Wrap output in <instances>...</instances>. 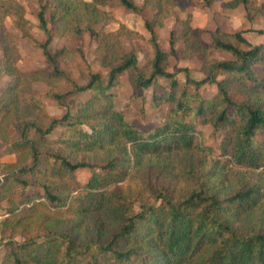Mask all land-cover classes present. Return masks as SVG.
Instances as JSON below:
<instances>
[{
    "label": "trees",
    "instance_id": "16d2710c",
    "mask_svg": "<svg viewBox=\"0 0 264 264\" xmlns=\"http://www.w3.org/2000/svg\"><path fill=\"white\" fill-rule=\"evenodd\" d=\"M109 1L113 0H37V27L45 39L34 44L43 52L48 69L21 71L17 49L3 46L0 79L8 81L0 90V142L17 151V160L0 166L2 232L8 230V236L13 235L14 227L24 221L18 215L19 207L31 205L30 210H34L39 204L32 202L43 198L53 208L73 207L80 217L93 214L96 239L79 241L70 231L58 234L50 229L22 243L4 239L0 264H264V225L253 223L264 198V176L254 184L221 192L208 184L218 175L216 162L202 177L195 176L196 170L189 171L190 183L184 194L173 195L158 188L149 198H132L109 190L146 157L197 148V125L211 126L218 144L211 151L225 162L245 171H264V45H251L243 31L220 28L212 33L211 44H206L203 31L191 27L187 15L185 28L170 32L165 51L155 29L175 16V9L184 11L192 0H143L141 6L135 0H117L125 10L143 19L150 35L153 58L140 65L135 52L125 51L119 43L127 29L110 33L99 29L103 25L100 22L109 19L97 7ZM216 1L203 3L210 6ZM239 5L249 23L264 18V6L257 0L222 3L230 9ZM16 26L23 38L31 39L27 32L30 22L19 17ZM84 32L97 41L95 58L108 68L107 79L89 73L84 85L70 81L71 90L61 93L54 81L69 79L58 68L60 52H51L49 46L56 36ZM257 32L264 35V30ZM179 42L182 48L176 50ZM216 52H225L230 58L217 59ZM196 55L201 56L204 77L194 81L187 75L185 83L193 85L195 93H187L186 87L178 92L176 74L181 71H167L170 58L187 60ZM130 69L134 71L130 79L138 88H149L158 77L169 82L168 90L157 97H164L172 107L158 128L144 132L126 122L114 108L111 90L118 86V77ZM182 71L187 74L186 69ZM36 82L44 83L47 90L33 89ZM205 85L214 86L213 96H202L200 88ZM84 93L90 96L76 99L61 118H50L45 124L42 98L62 106L65 98ZM33 114L42 121L31 119ZM59 127L63 131L50 139ZM15 132L20 138L11 142ZM45 146L58 150H45ZM78 153L94 156L90 162L75 161ZM85 168L92 171L91 176L74 197L70 194L75 188L66 181L62 185L45 181L47 175L57 181L73 180L74 173ZM28 188H39L42 193H26L17 201L16 190ZM105 221L113 225H104Z\"/></svg>",
    "mask_w": 264,
    "mask_h": 264
},
{
    "label": "rangeland",
    "instance_id": "374dc122",
    "mask_svg": "<svg viewBox=\"0 0 264 264\" xmlns=\"http://www.w3.org/2000/svg\"><path fill=\"white\" fill-rule=\"evenodd\" d=\"M257 1L259 5L264 6V0ZM135 3L141 4L140 0H135ZM203 5L205 4L203 3ZM97 8L106 14L107 20L109 19L107 22H105V19L100 22V24L103 23L99 28L102 32H115L121 27H124L127 29V34L119 38V43L122 48L125 51L133 50L135 54H138L140 60L138 64L140 65L151 61L153 54L149 52V49H152L148 42L150 35L144 28L143 19L125 10L117 0L109 1ZM37 12V0H0V56L3 54L2 49L4 45L8 47L14 46L20 56L17 67L21 71H34L37 69H48L50 67L43 52L34 44V41L42 42L45 39L43 32L37 27ZM145 16L150 17L148 13H145ZM19 17H22L32 24L27 29L31 39L21 36L20 30L16 26ZM186 19L187 16L184 21L176 25L177 28L175 30L177 32L185 28ZM259 19L264 20V18ZM129 24L130 26H128ZM139 27H143L142 33L139 32L140 30L137 31ZM26 28L28 27L26 26ZM96 48L97 41L88 32H84L81 35L67 34L54 37L49 49L53 53L60 52L57 57L58 68L69 79L61 78L54 81L59 92L66 93L70 91V81L84 85L89 73H97L103 81H106L109 70L107 67L101 66L100 62L95 58ZM196 56L200 58L201 66V56ZM172 58V62H169L167 71L176 73L177 70L181 71L176 74V79L179 83L178 92L186 87L187 93L194 94L195 90L193 85H187L185 83V77L187 75L181 69H178L179 58ZM229 58L230 55L228 54L227 59ZM133 72L132 69L123 72L118 77V86L111 90L114 95V108L123 115L126 122L147 132L152 128L160 127L172 107L170 101H167L164 97H157L162 90L164 92L168 90L169 82L165 78L158 77L149 88H138L130 79V73ZM7 81V78L0 79V90L6 86ZM32 87L42 92L47 90L46 85L42 82H36ZM200 93L203 97H211L215 94V88L211 85H205L200 88ZM89 96V93H84L67 97L63 100L62 106L56 105L47 98H42L41 103L45 106V124L48 123L50 118H61L66 113L67 108L71 109L74 106L76 99L84 100ZM155 97L157 98L155 99ZM29 117L39 122L42 121V117L38 115L33 114ZM84 129L87 130L86 127ZM196 129L198 132L196 140L197 148H194L190 152L146 157L139 165L133 166L129 170L123 182L112 185L109 187V190H115L121 195H127L132 198H138L140 195L149 198L150 193L156 194L158 188L168 189L173 195L184 194L188 191V185L190 183L189 171L196 170L195 176L200 175L202 177L203 174L206 175V173L214 168L216 162L218 164L215 170L218 175L212 176L208 184L210 187L219 189L221 192H227L242 185L254 184L256 181L263 179L264 171L257 170L251 172L238 169L233 163L225 162L224 159L211 151L217 149L218 144L212 135L210 125H197ZM62 131V128H56L51 136H49L50 139L59 136ZM19 138L20 135L18 132H15L11 136L12 141H16ZM47 149L49 151L58 150L57 147L51 148L45 146V150ZM62 152L67 151L63 149ZM93 156L92 154L78 153L74 160L90 162ZM91 173L92 171L88 168L79 169L74 173L73 180L64 178L62 181H57L56 178H50L47 175L45 176V181L61 185L65 184L66 181L71 189L75 188L70 194V197H74L80 193L81 188L79 187L87 182ZM192 173L194 171L190 174ZM26 193L39 194L42 193V190L39 188L18 189L15 194L16 200H22ZM32 203L39 204V206L35 207L34 210H30L29 207L31 205L19 207V211L21 212L18 215L23 216L24 221H21V225L14 227L13 235L10 234L8 236V230L3 232V237L0 239V262L4 253V239L12 238L14 241L22 243L27 237H35L44 231L47 232L49 229L54 230L58 234L70 231L79 241L96 239V217L93 214L80 217L76 215L73 207L70 208L66 205L61 208H53L43 198L35 199ZM260 204V207L254 214L253 223L256 225H264V198ZM138 206L139 204H136V211H139ZM104 225L113 224L105 221Z\"/></svg>",
    "mask_w": 264,
    "mask_h": 264
},
{
    "label": "crops",
    "instance_id": "0c3cea01",
    "mask_svg": "<svg viewBox=\"0 0 264 264\" xmlns=\"http://www.w3.org/2000/svg\"><path fill=\"white\" fill-rule=\"evenodd\" d=\"M192 1L193 3L188 4L186 10L184 11L175 9V16H170L164 22L163 27L155 29L156 34L161 40V47L165 51H167L169 48L168 40H169L170 32L176 29L177 28L176 25L184 21L187 15L190 16V21H189L190 26L203 31L202 40L206 44H211L212 33L218 28L226 32L243 31L244 32L243 37L251 45L264 44V35H261L257 32L260 30H264V20L257 19L252 25L245 18V10L243 6L239 5L236 8H231V9L224 8L222 6V3L228 2L230 0H218L213 4H211L210 6L203 5V0H192ZM142 2L143 0H140L141 4L139 5L136 3V5L141 6ZM139 23L141 24V22ZM128 26H130V24ZM138 30H140L139 32L142 33L143 27H139L137 31ZM180 48H182L181 42H179L176 45V50H179ZM149 52L150 54H153V49L150 48ZM138 56L139 55L136 54L138 63H140ZM215 58L227 59L228 54L225 52H216ZM172 59L173 58L171 57L170 62H172ZM178 69L181 70L186 69L187 74L185 71H183V73L185 75H188V77L194 81H200L204 77L203 74L200 72V58L197 56L187 60L179 59ZM11 142L14 141L11 140ZM16 160H17V151L12 150L9 144H4L0 142V166L3 164H14ZM2 180H3V175L1 174V169H0V183L2 182ZM3 218L4 216H2L0 213V221ZM2 237H3V232L0 226V239ZM0 254H1V246H0Z\"/></svg>",
    "mask_w": 264,
    "mask_h": 264
}]
</instances>
